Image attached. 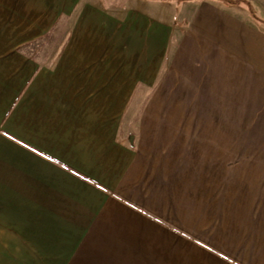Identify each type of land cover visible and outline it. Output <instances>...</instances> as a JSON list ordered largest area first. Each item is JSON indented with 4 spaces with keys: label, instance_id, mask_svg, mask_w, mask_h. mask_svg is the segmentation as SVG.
I'll return each mask as SVG.
<instances>
[{
    "label": "crops",
    "instance_id": "0c3cea01",
    "mask_svg": "<svg viewBox=\"0 0 264 264\" xmlns=\"http://www.w3.org/2000/svg\"><path fill=\"white\" fill-rule=\"evenodd\" d=\"M92 1L41 0L44 79L0 71V264H264V33L212 1Z\"/></svg>",
    "mask_w": 264,
    "mask_h": 264
},
{
    "label": "rangeland",
    "instance_id": "374dc122",
    "mask_svg": "<svg viewBox=\"0 0 264 264\" xmlns=\"http://www.w3.org/2000/svg\"><path fill=\"white\" fill-rule=\"evenodd\" d=\"M146 1H160V4L149 6L145 4V9L153 12L158 11V14H162L166 19H172L173 8L179 7L181 4L176 5L175 2H167L166 0H146ZM95 5L103 6L106 9H115L120 5H128L129 7L141 4L140 0H93ZM242 9L239 11L235 7H228L227 12L233 14L238 19L246 21L250 26L255 27V23H259L264 30V0H240L239 2ZM218 5H223V1H219ZM41 0H0V71L6 72L8 67L13 63L12 60L8 62L9 58L12 59L16 55L29 59L39 66L38 71L43 72L44 75V62H55L56 52L58 48V42L56 39L55 30L50 33V36L45 37L28 34L25 31L32 29L33 31L40 26L44 25L33 24L36 20H39V14L41 12ZM161 5V6H160ZM55 28V27H54ZM43 30V28L41 29ZM53 30V29H52ZM39 75V79H44ZM141 104L130 105L129 110L122 119V125L114 136L116 141L124 143L128 138L130 146H134L137 139L136 125L138 122V116L142 110ZM125 115V113H123ZM165 115V114H163ZM0 129H4L3 126ZM13 131L16 132V138L21 141L33 143L38 147L44 148V135H32L29 130L23 131L22 129ZM196 143V137L194 141ZM2 148V147H1ZM44 186V184H43ZM195 254L193 253V256ZM182 257L181 259H183ZM179 264H184L179 263ZM186 264V263H185ZM192 264H200V257L196 256L192 258Z\"/></svg>",
    "mask_w": 264,
    "mask_h": 264
},
{
    "label": "trees",
    "instance_id": "16d2710c",
    "mask_svg": "<svg viewBox=\"0 0 264 264\" xmlns=\"http://www.w3.org/2000/svg\"><path fill=\"white\" fill-rule=\"evenodd\" d=\"M167 2H175L176 1V5H179L183 2H188V1H212V2H215V3H218L219 1H223V5H220L222 6V8L224 9H228V7H235L237 8L239 11L241 10H245V9H242V7H239L240 5V0H166ZM255 27L260 30L261 32L264 33V30L262 29L261 25L259 23H255Z\"/></svg>",
    "mask_w": 264,
    "mask_h": 264
}]
</instances>
